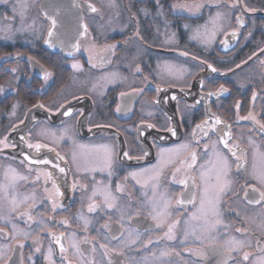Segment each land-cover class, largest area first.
<instances>
[{"label": "flooded vegetation", "instance_id": "1", "mask_svg": "<svg viewBox=\"0 0 264 264\" xmlns=\"http://www.w3.org/2000/svg\"><path fill=\"white\" fill-rule=\"evenodd\" d=\"M77 1L82 32L50 22L42 0H24L37 4L38 34L33 10L0 6L3 25L28 24L0 36V264H258L264 201H249L264 191L250 175L253 149H264V0ZM218 155L231 183L209 231L193 216ZM10 169L23 179H6ZM165 201L157 227L152 204Z\"/></svg>", "mask_w": 264, "mask_h": 264}, {"label": "snow or ice", "instance_id": "2", "mask_svg": "<svg viewBox=\"0 0 264 264\" xmlns=\"http://www.w3.org/2000/svg\"><path fill=\"white\" fill-rule=\"evenodd\" d=\"M202 5L199 4H194L191 7L193 8H199ZM180 7H189L187 5H180ZM92 11H96L95 8L92 9ZM218 19V17H217ZM51 34V33H50ZM112 47H115L114 45ZM73 67H78L77 65H73ZM213 71H215V69H213ZM223 90V89H221ZM69 113H65V115H68ZM245 119H252L254 121H256V117L253 116L251 113L249 114L248 117H246ZM217 123H220L219 120L216 121ZM259 124V121H256ZM206 123V122H205ZM260 128L262 130H264V124H259ZM198 128L202 127L201 125H197ZM225 135L227 136L228 133H225ZM222 143L225 144V146L227 147V141H222ZM30 148L33 147V145H28ZM35 147L37 149H39L41 147V145L37 144L35 145ZM184 148H187V145L183 146ZM105 152H107V149H105ZM127 155V153L125 154ZM232 156L236 157V160L239 161L241 160V155H237V153L235 151L232 152ZM25 159H29V157L25 156ZM106 160V164L108 166H110L111 160H110V156H106L105 157ZM33 163H49V161L47 160H34L32 161ZM182 165H186L187 168H193V166L197 163V155L195 152L191 153L190 155V163L186 162V161H181L180 162ZM217 170H216V175L214 177V181L213 180H209V182L205 183L201 193H200V205L199 208L197 209V213L198 215H194L193 218L194 219H202L205 223L206 226H208V230L211 231L212 227H214V225L211 223L210 218L211 217H217L219 215L218 213V204H219V200H220V195L225 192L229 186V184L231 183V181L228 180V174H229V170H230V164H229V159L228 157L224 156L221 157L218 155L217 157ZM242 165L238 164V167H241ZM203 167V166H201ZM61 172L64 171L63 168L60 169ZM176 171H180V169H176ZM133 178L136 177V173H132ZM159 173H157V175L155 177H152V179H156L158 177ZM251 178L253 180H255L258 184L264 186V149H262L260 146H257L253 149L252 152V170H251ZM6 179H10V181H15L17 179H23V177H18V175L16 174L15 170L10 169L9 172L5 173ZM205 177V173H201V179L204 180ZM49 178L50 174H49ZM138 183L140 181H137ZM146 183V182H145ZM179 183H187V180H181L179 181ZM53 187L55 188V184H53ZM155 185L153 186V190L155 193ZM119 190V186L118 189ZM254 192H260V199L259 200H255V201H249L251 202H255V203H260L261 201H264V191H260L258 188L253 187L252 189ZM56 194L59 195V189H56ZM95 195V193H94ZM247 195V193H246ZM27 199V197L25 198ZM114 201L115 197H112L111 193H106L105 194V202L108 201ZM179 202V201H178ZM189 203H193L194 204V200L190 199L188 201ZM12 203L15 205V200L12 201ZM55 206V205H54ZM109 207H113L112 203L108 204ZM195 206V205H194ZM96 205L92 204L89 205V211H94ZM168 204L167 201L164 202V206L161 210H157V204L155 202H153L152 204V208H151V212L154 213L152 215V219L157 221V227H162L165 223V218L170 216V213L168 212ZM31 219V217H29ZM180 221L176 220L170 224L167 225L168 227V231L167 233H165V236L168 239H174L175 236L173 234V229L176 227V224H178ZM220 221L217 219L215 221L216 224H218ZM62 223H67V221H62ZM87 223V222H86ZM3 229H0V232H2ZM188 233L187 231H185V236H187ZM61 236H63V233L61 234ZM57 244H60V237H54ZM115 238V237H114ZM138 239V237H137ZM85 243H87V241H84ZM133 243H135V241H132ZM149 243H151V241H149ZM239 243V242H238ZM147 246V245H145ZM61 252L64 251V247L61 244ZM73 248H77L76 244L72 245ZM39 250V249H37ZM77 251L78 248H77ZM249 253H245L243 256V259L245 261L249 260ZM258 264H264V258H260L258 261Z\"/></svg>", "mask_w": 264, "mask_h": 264}, {"label": "water", "instance_id": "3", "mask_svg": "<svg viewBox=\"0 0 264 264\" xmlns=\"http://www.w3.org/2000/svg\"><path fill=\"white\" fill-rule=\"evenodd\" d=\"M5 0H0V3L4 2ZM79 2L77 0H42L40 4V9L42 14L44 15L45 18H47L50 22L55 21L59 23H72L74 24L73 30H78L80 32L83 31L84 25L82 21V16L81 14V9L79 7ZM82 9L84 12H88V10L93 9V6L89 3H81ZM54 5V16H53V10L52 7ZM75 15V16H74ZM66 29H71V28H66ZM56 28H54V31ZM52 33V32H51ZM49 39L51 37V34L49 33ZM77 100V99H76ZM72 101L68 104H66L58 114H56V117H62V114L66 112L67 109L71 105H74V102ZM42 118L48 120L49 122L51 121V115L48 113H43Z\"/></svg>", "mask_w": 264, "mask_h": 264}, {"label": "rangeland", "instance_id": "4", "mask_svg": "<svg viewBox=\"0 0 264 264\" xmlns=\"http://www.w3.org/2000/svg\"><path fill=\"white\" fill-rule=\"evenodd\" d=\"M1 7L5 8V10H8L10 12H12V14H17L20 17L23 14H26L28 9L30 8L31 10H33V16L36 18V22L34 20L33 24L34 25V29H36V31L34 30V33L38 34L41 29V26L39 25V11L37 9V4H25L24 0H7L5 3L0 4ZM15 17V15H14ZM16 18V17H15ZM38 20V21H37ZM24 21V20H23ZM21 22H16L15 24L12 23V25H8V23H6L5 25H3L2 23H0V36L1 35H5L4 37L8 36L10 38V40L14 39L15 36L17 35H23L26 32H28V24H25V26H23V28L20 26ZM16 25V26H14ZM214 25V23H211L210 26L208 25H203L202 27V33L207 34V30L209 29V32L212 33V26ZM29 33L31 34L32 31H29ZM1 37V38H4Z\"/></svg>", "mask_w": 264, "mask_h": 264}]
</instances>
